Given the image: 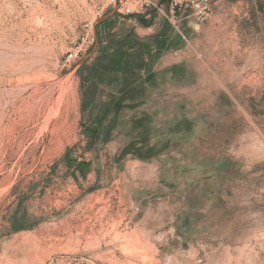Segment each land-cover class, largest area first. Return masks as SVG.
Wrapping results in <instances>:
<instances>
[{
    "label": "rangeland",
    "instance_id": "rangeland-1",
    "mask_svg": "<svg viewBox=\"0 0 264 264\" xmlns=\"http://www.w3.org/2000/svg\"><path fill=\"white\" fill-rule=\"evenodd\" d=\"M167 1L0 0V264H264V0L177 27ZM102 46L156 58L122 109L141 126L93 127L111 117L78 71Z\"/></svg>",
    "mask_w": 264,
    "mask_h": 264
},
{
    "label": "trees",
    "instance_id": "trees-1",
    "mask_svg": "<svg viewBox=\"0 0 264 264\" xmlns=\"http://www.w3.org/2000/svg\"><path fill=\"white\" fill-rule=\"evenodd\" d=\"M163 3V2H161ZM156 58L150 57L147 61L141 56L140 58H131L124 56H117L114 53L106 49L105 46L100 48L99 54L91 62L88 60L83 61L82 68L78 71L80 77L85 79V82L89 84V88L97 89L100 93L95 94L89 92L91 96H87L85 99L86 103L94 102L99 104L101 102V109H97L103 118L110 116L112 120L108 122L105 126L96 125L93 126L94 129L106 128L105 131L116 129V116L121 109L125 106L135 107L143 104L148 97V94L145 93V88L147 86H153L152 80L155 79V73L150 71L145 75H142L139 71L148 70L149 66L152 65V62H155ZM165 71H163L164 75ZM83 74V76H82ZM105 85L112 86L113 89L110 91V95L107 96V101H101L103 95L102 88ZM99 88V89H98ZM131 88V91H126L125 89ZM142 88L138 94H135V90ZM93 89V90H94ZM128 102L127 104L125 102ZM147 115L142 116L140 119L134 122V126H141L145 121H147ZM91 122V121H90ZM89 123V122H88ZM91 126L94 125L90 123ZM145 140V141H144ZM141 139V142L148 141L147 137ZM132 141L128 144L124 154L134 153L129 151L133 148ZM139 151H137L138 153ZM140 154V152H139ZM145 154V153H144Z\"/></svg>",
    "mask_w": 264,
    "mask_h": 264
},
{
    "label": "built area",
    "instance_id": "built-area-1",
    "mask_svg": "<svg viewBox=\"0 0 264 264\" xmlns=\"http://www.w3.org/2000/svg\"><path fill=\"white\" fill-rule=\"evenodd\" d=\"M218 0H168L167 17L169 21L177 27V23L182 16L190 17L192 20L201 23L209 18ZM106 4L117 8L122 13H145L152 6H157L156 0H106ZM159 9L164 12L163 4H159ZM94 41V36L86 34L82 37L80 44L69 53L67 59L78 56L83 46H89Z\"/></svg>",
    "mask_w": 264,
    "mask_h": 264
},
{
    "label": "crops",
    "instance_id": "crops-1",
    "mask_svg": "<svg viewBox=\"0 0 264 264\" xmlns=\"http://www.w3.org/2000/svg\"><path fill=\"white\" fill-rule=\"evenodd\" d=\"M102 99L104 100L105 99V96H102ZM146 103V100H145V102L143 103V104H141V105H139V106H135V107H131V108H129L132 112H135L136 110H140L144 105H146L145 104ZM124 112V110H120L119 111V113L117 114V116H116V118H115V120H116V123L119 121H122V120H124V119H121V118H127L126 116H123V113ZM134 114V113H133ZM144 115H147V117L148 118H150V114L148 113V111L147 110H143V111H141V114H139V115H137V116H135V115H132L131 117H129V118H127V119H125V120H127V121H132V122H135V121H137L138 119H140L142 116H144ZM110 117H111V115H110ZM112 120V117H111V119H110V121ZM109 121V122H110ZM119 128V125H118V123H117V126H116V129H118ZM120 129H118V131H119ZM139 140H141V139H137V140H134V139H130L129 140V142H128V144L132 141V144H135V145H133V148H131L129 151H132V152H135V151H139L140 153H145V151H155L156 149H153V147H152V143H149V141H146V142H144V144H142V142L140 141V142H138ZM128 154H132V153H128Z\"/></svg>",
    "mask_w": 264,
    "mask_h": 264
}]
</instances>
